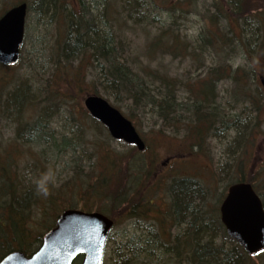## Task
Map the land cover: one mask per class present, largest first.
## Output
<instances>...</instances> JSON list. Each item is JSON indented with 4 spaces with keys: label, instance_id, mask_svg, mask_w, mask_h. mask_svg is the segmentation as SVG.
<instances>
[{
    "label": "rangeland",
    "instance_id": "1",
    "mask_svg": "<svg viewBox=\"0 0 264 264\" xmlns=\"http://www.w3.org/2000/svg\"><path fill=\"white\" fill-rule=\"evenodd\" d=\"M22 1L31 0H0V14ZM172 1L177 3L178 10L174 11L173 5L166 6L157 1L158 6L154 9V13H159L157 15L160 20L150 17L151 15L147 17L144 14L142 16L134 14L130 17L131 15L127 12L123 13L125 4L134 7L127 0H120L119 5L117 0H86L85 6L93 9L96 15L100 12L97 7L104 9L105 6L108 7L107 13L113 11L122 13L114 27L124 33L120 39L123 47H126V58L142 74L151 73L156 78L157 88L160 85V79H163L165 82H172L176 85L178 96L186 97L190 87L186 91L183 90L187 85L198 81L203 82L204 77L209 78L213 74L212 82L219 95L218 102L223 111V120L236 114L244 115L243 117L251 114L254 120L258 113L263 121L264 94H261L259 86H254L251 82L250 90L253 91L251 102L237 99L238 81L243 79L239 78L235 69L254 67L255 80L260 85V78L264 77V67L254 62L253 51L245 45L233 46L234 43L227 47L219 46L224 43L211 47L205 41L208 36L206 29L208 26L214 27L215 23H212V19L217 14V9L220 8L221 13H224L227 20L231 22V29L234 33L230 34V38L236 40L238 36L244 39L242 25L248 31L245 37L254 36L251 27L256 23L255 19H246L241 17L240 10L231 12L227 8L228 2L232 7H239L241 0ZM215 3L219 6L216 7ZM78 4H80L79 1ZM222 21L225 22V18H222ZM245 22L249 25H244ZM115 28L113 31L115 35H118L119 32ZM162 31L179 35L181 43L169 47L168 51L162 49V41H159V44H153L154 37ZM221 37L225 38V36ZM56 38V25L45 24L32 10L27 17L26 36L21 49L20 62L13 66L0 65V150L3 147L7 149L5 153H2L3 161L9 155L17 162L25 156L22 163H18V169L29 185L37 181L36 173L40 169H46L52 174V180L57 188L59 184L64 185L71 179L75 174V168L82 166L84 171L82 176L86 179L89 173L88 180L92 186L100 184L99 177L104 173L105 176L112 178L109 179L112 189L115 191L120 188L122 191L126 189L125 193L130 196L137 187L139 190L135 191L141 192L143 204L145 201L153 200L155 209L166 198L165 193L169 183L191 176L207 188L205 192H201L204 199L200 200V204L204 205L211 219H217L215 209L220 207L223 199L221 195L226 193L229 181L238 175V165L243 156L245 139L242 137L239 141L235 140L238 136L236 128L231 124L229 125L232 128H229L226 124L220 123L218 130L207 136L201 143V148H199L201 152L199 149L197 151L192 148L193 138L186 136L185 129L174 133V128L167 126L164 120L159 118L153 105L134 104L125 95L118 96L115 92L109 93L100 83L95 84L96 76L91 67L88 68L89 73L84 81L79 80L73 74L75 71L70 67L68 70L69 73L72 72V75L68 77L70 83L61 81L60 72H55L52 65L53 45ZM185 46L190 47L192 55H188ZM75 64L78 63L75 62ZM49 89L58 95L56 99L46 97ZM17 92L24 93L23 103L20 104L22 110L20 107L10 110L9 102H13L12 98ZM94 94L103 96L128 118H131L147 143L145 152L137 153L135 152L137 148L134 150V147L125 142L113 139L102 125L87 115L84 99ZM29 100L35 103V107L30 108V111H28V106L25 109ZM255 106L259 108L262 106V109L257 112ZM244 108H248V111L246 112ZM37 122L45 126L44 131L54 132L57 141H61L64 136L71 138L73 146H77L79 151L77 156H74L70 149L68 152L55 150L52 143L46 145L42 141L35 143L25 139L21 132L34 136L33 127ZM246 123L249 124L247 120ZM262 129L264 130V126ZM258 137L254 154V160L256 162L258 160V164L253 166L251 164L253 157L252 160L249 159L251 163L248 162L245 166V173L249 177L258 176L260 187L264 190V175L259 174L258 170V166L264 161V134ZM135 156H138L140 164L131 168L132 171L127 170L129 172L127 174L124 164L134 161ZM77 157H82V159ZM170 157H174V160L167 162ZM37 158L43 161L41 167L37 164ZM119 158L123 160L120 161ZM118 161L120 163L117 165ZM90 184L81 180V185L77 190L72 186L64 190L63 194L57 193L55 198L59 201L58 205L82 207L83 198L91 194ZM129 188H132L131 192ZM142 197L132 196L133 203L140 202ZM220 198L222 199L219 203ZM194 203L199 204V199ZM103 204L104 201H96V199L90 201V205L95 207ZM151 206L148 204L145 212L154 215ZM118 212L121 213V210L116 213ZM49 217L56 219L53 214ZM115 217L116 223L110 233L103 264H197L192 253L181 252L180 249L164 250V240L160 233L157 234L159 227L152 226L146 218L144 222L140 219L131 220L126 214ZM146 227H151V233L145 232L149 235L146 237L148 244L139 247L137 256L130 257L124 248L135 250L136 248L132 247L131 243H138L139 236ZM45 233L46 231L43 234ZM218 234L220 237L218 244H224L226 249H231L234 241L226 237L219 227ZM119 255L124 257L122 262H118ZM242 260L244 264H264V252L258 256L245 257L242 255Z\"/></svg>",
    "mask_w": 264,
    "mask_h": 264
},
{
    "label": "trees",
    "instance_id": "2",
    "mask_svg": "<svg viewBox=\"0 0 264 264\" xmlns=\"http://www.w3.org/2000/svg\"><path fill=\"white\" fill-rule=\"evenodd\" d=\"M31 0L29 1V13L33 10L37 13L38 19L42 20L45 24H55L57 28V38L55 40L54 52L52 57V65L54 70L59 71L61 74V81L64 83H70L68 77L72 75L69 73V67L75 71V74L79 80H86L88 68L91 67L95 72V84H101L107 89L109 93H116L118 96L125 95L134 104L138 105H153L157 110L159 118L164 120L165 124L171 128H174V133L179 132L181 129H185L184 132L187 137L193 138L192 148L198 151L201 148V143L218 130L220 123L226 124L229 128H236L238 136L236 141H239L242 137L245 139L242 157L239 163L238 175L231 179L227 185V190L230 185L245 181L251 183L255 190L261 195L264 201V190L261 189L260 181L257 177H249L245 173V166L247 163H251L253 166L258 164V160H254L255 145L259 139V135L264 134L262 126H264V120L262 121L258 113L252 120V115L249 114L247 118L244 115L236 114L230 116L228 119H224L223 111L220 109L221 105L218 102L219 95L216 93L215 85H213V74L209 78L204 77V81H198L194 84L186 86L190 89L187 91L186 97H180L176 93V85L172 82H165L160 79V85L157 88L155 86L156 78L149 72L142 74L135 69L129 60L126 58V47H123L121 30L115 28L114 25L118 23L122 13L113 11L107 13L108 7H97L100 10L99 15H96L93 9L85 6L86 0ZM119 1L118 5H119ZM157 1L163 3V5H173V10H178L177 3L172 0H127L133 8L125 4L124 12H127L130 17L136 14L147 17H154L160 20L157 14L154 13V9L158 6ZM23 2V1H22ZM216 7L218 4H214ZM228 2L227 8L231 12H239L241 17L246 19H255L251 27V31L254 33L252 38L245 37L248 31L242 25L243 37H236V40L230 38V34L234 33L231 29V22L227 20L226 15L221 13V8L217 9L218 12L213 16L212 23L214 27L206 29L207 38L206 43L215 47V45L227 47L231 43L233 46H243L250 48L253 56V60L259 66L264 67V0H241L239 7L233 6ZM8 9V8H7ZM5 9V11L7 10ZM4 11V12H5ZM2 12L0 14L3 15ZM236 12V13H237ZM153 13V14H152ZM136 16V17H137ZM160 16V15H159ZM225 18V22L222 21ZM221 19V20H220ZM148 20V19H147ZM138 23V21H136ZM244 25H249L245 22ZM255 27V28H253ZM113 28L119 32L115 35ZM247 32V33H246ZM257 35V38H256ZM221 36H225L222 38ZM225 39V40H224ZM162 41V49L168 51L169 47L177 46L181 43L179 35L173 32L162 31L160 34L154 37L152 43L159 44ZM165 46V47H164ZM255 46V47H254ZM183 47V46H182ZM188 55H192L190 47L185 46ZM77 62L78 64H75ZM85 70V72H83ZM233 70V69H231ZM238 73L239 78L242 81H238L237 95L238 100H245L251 102L253 91L250 90L251 82L254 86H259L261 94H264V90L261 85L255 80L256 72L255 68L245 69L239 67L234 70ZM241 72V74H239ZM75 80L74 77H72ZM162 88H164L162 90ZM25 92V91H23ZM107 92V93H108ZM98 93V92H95ZM100 94V93H99ZM260 95V93H257ZM24 93L17 92L14 94L12 100L13 104L9 102V109L22 106ZM48 99H56L58 95L49 91L46 93ZM52 97V98H51ZM144 103V104H143ZM35 103L31 100L25 105L30 108L35 107ZM1 105V102H0ZM18 105V106H17ZM256 111H260L255 106ZM247 112L248 108H244ZM87 111V110H86ZM187 114V116H186ZM87 115L91 117L87 111ZM92 118V117H91ZM93 119V118H92ZM131 119V118H130ZM107 130V128L99 121L93 119ZM246 120L249 124L246 123ZM233 125L230 127V125ZM249 126L247 130V126ZM45 126L37 122L34 125V136H29L22 133L24 138L35 143L42 141L46 145L52 143V147L57 151L68 152L72 151L74 156H77L79 152L77 146H73L71 138L64 136L61 141H57L54 137V132H46L43 130ZM108 131V130H107ZM75 132V130H74ZM207 134V135H206ZM41 143V142H40ZM22 149V147L20 146ZM133 149V148H132ZM7 149L3 147L0 150V261L3 257L12 251H22L28 255L33 254L42 244L43 233L55 226L56 220L59 215L68 208H79L77 206H65L58 205L56 194H63L64 190L69 187H75L76 190L81 185V180L87 182L89 173H87L86 179L82 176V166L75 168L74 175L64 185L61 183L59 187H55V182L52 180V174L46 169H40L36 173V182H31L30 185L24 178V175L20 173L18 169V163H22L24 155L19 152L23 157L21 161L17 162L10 155L3 161L2 153H5ZM15 150V149H13ZM135 150V148H134ZM201 152V149H199ZM135 152L139 153L137 149ZM139 155V154H138ZM82 159V157H77ZM138 156L134 157V161L125 163L126 173L127 170L136 167L138 162ZM34 159V158H33ZM119 160H123L119 158ZM3 161V162H2ZM42 159L37 158V164L41 167ZM20 163V164H21ZM120 162L116 163L117 165ZM99 164V163H98ZM140 164V163H139ZM264 161L258 166L259 174L264 175ZM93 171V169H91ZM99 183L97 186L90 184L89 192L91 194L86 195L84 205L80 209L86 211H99L102 212L114 220L115 216H121L126 214L128 218L133 217L132 208L143 207L146 210V206L149 203H144L143 197L137 187H135L134 193L128 196L125 192L118 189L115 191L110 186L108 176L103 173L99 177ZM130 180V179H129ZM127 181V183L129 182ZM124 181V179H123ZM181 185L177 187V214L181 220V225H187V231L195 234L196 250L190 251L188 248L187 253H192L195 263L197 264H244L242 255H247L242 247L234 241L231 249H226L224 244L219 245L218 227L224 232V235L228 237L225 227L221 222L219 215V208L215 209L217 213V219H211L206 208L202 204H198V210L195 206L197 199L203 200L201 192L207 190L203 187L198 180L181 179ZM28 183V184H27ZM116 183H118L116 181ZM194 183V184H193ZM119 184V183H118ZM126 184V181H125ZM196 184V186H195ZM264 186V177H263ZM194 188V189H193ZM129 192L132 188L128 189ZM226 190V193H227ZM225 193V194H226ZM222 194L221 197H224ZM142 197L140 202L133 203L132 196ZM104 201L103 205L98 207L90 205L91 200ZM222 198L218 199L219 203ZM203 203V202H202ZM121 213H116L120 211ZM114 211V212H113ZM55 215L56 219H51L50 215ZM121 214V215H120ZM141 214V215H140ZM147 215V213H145ZM143 217L142 213L137 215ZM218 226V227H217ZM194 230V231H193ZM187 240V239H185ZM146 234L143 232L139 236L137 244H132V247L136 249L130 250L128 247L124 248L127 255L133 257V255L139 254V247H144L148 244ZM189 240L185 244H189ZM138 250V251H137ZM166 250V248L164 249ZM126 255V256H127ZM118 262H122L124 257L118 256ZM127 259V257L125 258Z\"/></svg>",
    "mask_w": 264,
    "mask_h": 264
},
{
    "label": "water",
    "instance_id": "3",
    "mask_svg": "<svg viewBox=\"0 0 264 264\" xmlns=\"http://www.w3.org/2000/svg\"><path fill=\"white\" fill-rule=\"evenodd\" d=\"M27 11L28 4L21 3L0 18V63L20 61ZM261 82L264 87V78ZM84 104L94 118L108 127L113 138L145 150L146 144L133 122L107 99L88 95ZM220 210L228 235L247 253L255 254L264 249V204L252 184L231 185ZM113 224L111 218L100 212L66 209L56 226L44 235L41 247L34 254L27 256L14 251L0 264H74L79 256H83L81 264H102Z\"/></svg>",
    "mask_w": 264,
    "mask_h": 264
},
{
    "label": "flooded vegetation",
    "instance_id": "4",
    "mask_svg": "<svg viewBox=\"0 0 264 264\" xmlns=\"http://www.w3.org/2000/svg\"><path fill=\"white\" fill-rule=\"evenodd\" d=\"M174 160V157L168 158L167 162H172ZM191 179L193 177L189 176ZM185 179H188L185 178ZM179 182H172L169 183V185L166 188L165 196L166 198L162 200L159 203V206L157 209H155L153 206L155 205L154 201L151 200V202L145 201V203L151 204V211L154 212V215L152 213L145 214V210L143 207H136V209L132 208V214L133 217H131V220H142L146 221L149 220V223L152 224V226L157 225L159 227L157 234L160 233L161 238L164 240L166 251L168 250H179L181 252H187L188 248H190V251L196 250V245L191 246V241L193 240L190 238V235L188 233V227L187 225H181V220L178 217L176 204H177V185H181ZM194 184V183H193ZM196 186V184H195ZM194 189V188H193ZM148 211V208H147ZM139 213H142L143 217L139 218L137 215ZM141 215V214H140ZM151 226V227H152ZM151 227H146L144 230H142L144 233L149 232L151 233ZM149 235L147 234L146 237ZM160 238V237H159ZM187 239V240H185ZM189 240V244H185Z\"/></svg>",
    "mask_w": 264,
    "mask_h": 264
},
{
    "label": "bare ground",
    "instance_id": "5",
    "mask_svg": "<svg viewBox=\"0 0 264 264\" xmlns=\"http://www.w3.org/2000/svg\"><path fill=\"white\" fill-rule=\"evenodd\" d=\"M179 185H177V187H178ZM200 203V202H199ZM177 206V205H176ZM195 206L197 207V210H198V204H195ZM177 208V207H176ZM194 231V230H193ZM195 232V231H194ZM194 232L193 233H189V235H190V238L193 240V242L191 241V246H195L196 245V241H195V234H194ZM196 249V248H195Z\"/></svg>",
    "mask_w": 264,
    "mask_h": 264
}]
</instances>
